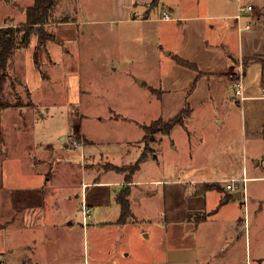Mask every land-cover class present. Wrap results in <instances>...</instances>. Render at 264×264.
I'll list each match as a JSON object with an SVG mask.
<instances>
[{
  "label": "crops",
  "instance_id": "crops-1",
  "mask_svg": "<svg viewBox=\"0 0 264 264\" xmlns=\"http://www.w3.org/2000/svg\"><path fill=\"white\" fill-rule=\"evenodd\" d=\"M152 1L117 0L113 7L114 19H108L112 14L105 4L86 7L77 4L75 9L71 6L74 13L63 6L67 13H73L70 20L54 21V6L51 21L45 28L55 38L37 47L38 35L34 33L28 44L17 48L8 60L9 69L22 73L17 87L25 86L31 98L28 106L35 112L29 115L26 108L0 109V264H224V259L231 260L230 264H243L241 234L232 233L219 239L211 226H225L223 221L213 219L224 203L222 198L225 201L231 197L244 198L245 204L247 182L264 178V99L260 97L264 64L253 58L255 54L264 55V7L241 12V15L251 12L243 30L235 29L241 17H237L239 12L236 17L193 13L175 19L171 17L172 7L162 6L161 17L155 19V30L154 16L150 10L146 12L158 5L149 6ZM142 9L143 15L138 13ZM163 12L170 18H165ZM109 22L139 29L134 49L138 50L139 66L145 64L148 47L155 53V37L163 49H171L166 54L172 60L159 80L164 110L151 121L158 117L164 122L178 116L181 119L168 132L159 133L171 135L174 129L183 130V144L189 145L185 148L189 156L186 162L177 164L178 173L174 176L139 174L148 167L149 155L154 151L153 146L149 152L145 151L142 142L143 126L151 121L131 118L140 131L134 139L125 135L121 142L115 135L98 139L82 129L81 121L87 115L81 108L76 113L79 116L70 118L68 129V132L76 130L83 140L77 146L82 156L79 166L72 161L74 156L70 150L74 149L69 146L62 149L66 147L63 136L68 132L58 135L60 144L43 131L40 137L33 136L32 118L44 121L48 112L42 107L56 103L58 95L68 105L83 103L82 87H86V80L73 72L82 69V61L83 64L85 60L91 61L97 77L117 73L118 59L123 63L120 70L126 71L130 62L121 56L125 53L131 57L128 43L132 42L129 40L132 36L112 34L106 26ZM165 27L170 33L164 31ZM228 28L235 32L226 34L224 30ZM174 55L196 64L197 69L177 63ZM149 57L151 66L157 65V59ZM240 57L248 59L243 70L245 98L241 100L230 91L235 89L238 77L234 72ZM256 63L261 65L258 67L261 76L250 82L247 69ZM136 75L138 83H145L147 78L152 87L155 78L144 73ZM186 89L191 90L186 95L191 99L189 102L183 98ZM43 92L50 95L43 99L37 97ZM172 98L179 99L172 101ZM204 100L209 107L195 109ZM20 111L25 118L31 116V123L26 119L29 126L24 124L25 120L21 121ZM237 111L240 122L233 117ZM106 118L111 122L128 119L111 110L96 120L102 124ZM237 125L243 133L238 134ZM159 138L155 143L161 145L163 138ZM170 141L175 150L173 136ZM248 142H251L250 154ZM98 144H108L110 153L96 149ZM114 151L120 156L132 151L133 157L116 163L110 158ZM141 156L134 171L126 168ZM157 165L162 166L158 162ZM65 174L62 180L70 190L60 199L54 196V187L62 184L59 179ZM233 176L247 178L240 197L225 189L226 180ZM125 189L130 204L126 215L118 197ZM47 190L49 195L45 197ZM214 196L219 200L213 207L208 206ZM67 201L72 208L65 213L58 207ZM83 206L89 211L87 217ZM242 223L246 230V218L239 220L238 224ZM244 239L245 256L252 257L251 239L248 235Z\"/></svg>",
  "mask_w": 264,
  "mask_h": 264
},
{
  "label": "rangeland",
  "instance_id": "rangeland-1",
  "mask_svg": "<svg viewBox=\"0 0 264 264\" xmlns=\"http://www.w3.org/2000/svg\"><path fill=\"white\" fill-rule=\"evenodd\" d=\"M157 1V0H155ZM33 0H0V25L3 27L12 26V28L19 34V37L23 36V32L17 31V28H19V25L23 23V20H25V10L28 4H32ZM117 0H57L56 2V12L54 13L55 18H53L54 21L56 20H64L68 19L70 20L71 15L74 13L72 7L75 9V6L77 4H83L84 7L86 6H93V5H100L105 4L109 7V14H112L108 16V19H114V12L113 7L116 6ZM158 5L154 8L148 9L146 12H149L152 16H154V28H156V20L161 17V10L162 6L169 7L171 6L173 9V13L171 17L178 18V16L185 14V15H192L193 13H200V14H219L224 15L227 17H232L236 14H238V7L239 5H250L254 7L256 10L259 7H264V0H158ZM69 7V12L73 13H67L66 9L63 8V6ZM72 6V7H71ZM143 9L140 10L138 13L143 15ZM252 11V10H251ZM251 12L248 13H242L241 17L239 18L238 24H236L235 29H245V20L247 18L249 19V15ZM75 15V14H74ZM83 17H85V14H82ZM53 16V14H52ZM83 19V18H82ZM176 21V20H175ZM235 23L237 22L234 20ZM106 26H108L111 30V33L115 34H125L129 33L132 38L131 43H128L129 46V54L124 55L125 53H122L123 56H121L124 59H127L130 64L127 66L126 71L120 70L121 65L123 64L122 60L118 59L116 61V67L118 66L117 73L110 74H103L99 77L95 76L92 69H94V65H91V61L85 60L84 64L82 61V69L81 70H75L76 74L82 78V80H86V83L84 81V85L86 87H82V95H83V103L82 104H74V105H68L63 101L62 95L57 96V102L53 103L49 106H43V111L46 108V112H48L47 118L41 122L37 121L39 118L33 119V128L32 133L33 136H39L40 132L43 131L44 135H49L53 139H55V142L57 144H60L61 139L58 138V135H60V132H68L69 125H70V118L75 115L79 116V114H76L83 108L84 111H86L87 117L82 119V129L92 137L95 138H107L106 136L115 135L120 138V142L122 138L125 136H128L130 139L136 138L137 135H139V129L138 125L135 122L131 121V118H134L137 121H151L156 115L162 113V109L164 110L163 101L165 99H161V91L159 80L163 77L165 73L166 67L171 62L172 58L166 54V51H169L171 49L164 47V49L161 47V43L157 41V38L155 37L156 45L153 46V49L155 51L152 52L151 49L148 47V51L145 52V64L144 66H139L137 64L136 56L138 55L136 52L138 50H134L137 48V44L135 41L139 40V29L131 27L129 25H124L122 23H113L109 22L106 23ZM112 26V28L110 27ZM165 32L170 33V30L165 27ZM226 34L234 33L231 29H225L224 30ZM212 35H215V31H212ZM238 33V31H237ZM212 37V36H211ZM210 37V38H211ZM236 38V34L233 36ZM234 38H231V40L234 41ZM149 41V40H147ZM61 45V43H60ZM23 46H17V48H22ZM150 47L151 44H150ZM68 49L72 50L70 46H68ZM149 50L151 52H149ZM156 55V56H155ZM149 56H154L155 59H157V65L151 66L149 62ZM244 57H240L239 63L237 66V71L234 72L236 75L235 77L240 76V70H244L245 65L244 63ZM257 60H264V55L261 54H255L253 57ZM242 62V64H241ZM241 64V68L239 69V66ZM154 65V64H153ZM260 64H252L247 69V80L250 82H253L254 79H259L261 76V72L258 70V67L260 68ZM92 67V69H91ZM15 69V68H14ZM7 76L5 80L3 81V88L0 91V103H3L5 105L4 107L0 109H15V108H26V112L29 113V115L33 112H35V109L31 106H28L31 98L29 96V93L27 92V89L25 86L22 88H18L17 84L19 79L22 78V73H19L20 71L15 69L12 70L11 68L7 69ZM137 73H144L145 76H150L157 79H153V84H151L152 87H149L150 83L148 84L147 78L144 79L146 82L143 84H140L136 80V74ZM244 75V71H243ZM196 84L197 85V80ZM263 85V84H262ZM193 86V88H194ZM243 86H244V78H243ZM153 88V89H152ZM190 89V88H189ZM187 89L185 90V99L186 102L191 101L189 97H186L187 93H190L191 90ZM92 91V93L89 92ZM235 89H231L230 91L233 92ZM245 90V88H244ZM50 94H46V92L38 93L37 97H40L41 99L48 97ZM61 97V99H60ZM60 99V100H59ZM179 98H172V101L178 100ZM205 100L201 105H197L195 109H205L209 106H207L205 103ZM235 106L236 103H234ZM193 106L192 104L190 105ZM211 107L215 108L214 105L211 104ZM111 110L116 111L117 113H122L124 116H126L127 120H118V121H109L107 118L105 120H102V124H99L96 120V117H105L107 114L110 113ZM21 112L22 120L24 121V124L26 126H29L28 121L30 120L29 117L28 121L23 116L24 112ZM84 113V112H83ZM34 114V113H33ZM129 115V117H128ZM28 116V115H27ZM236 121L240 122L239 113L237 111V116L233 115ZM151 122L148 124H145L144 126H149V130L144 133V137L142 138L143 145L145 146L143 149L147 152H149V149L151 146H153L154 151L158 152H152V155H149V164L151 163H160V165H154V164H147L148 167H144L142 171H138L140 176H164V178H168L171 176L176 175L178 173L177 170V164L179 162L184 163L186 162L188 154V150L185 148H188V143H184V134L183 130L181 132L177 129H174L171 135H160L159 128L161 126L159 125H151ZM31 123V120H30ZM151 125V126H150ZM162 125V124H161ZM237 132L238 134L243 133L240 127L237 125ZM78 133L75 131L70 130L68 134L63 136L62 142L66 144V147L63 146L62 149H67L69 147L73 148L74 150H70L73 153V163L77 164L79 166V163L82 160V156L79 153V150L76 144H74L75 140L77 142H83L81 139L82 137H78ZM174 138L177 147L174 150L171 145L170 138ZM159 138L162 139V144L159 145L155 143ZM108 144H98V146H95L96 149H99L101 152H109V147H107ZM69 146V147H68ZM114 147V145H112ZM251 142H248V152L250 154L251 150ZM113 150V149H111ZM151 150V149H150ZM161 153V155H160ZM199 151H197L196 155L198 156ZM111 155V154H110ZM133 157L132 151L130 153H122L121 156L117 151H114V154L110 156L111 160L116 163H121L123 160L131 159ZM51 161V160H49ZM249 162V159H248ZM251 162V161H250ZM249 162V163H250ZM131 165H126L127 168H131ZM182 165V164H181ZM250 166V164H248ZM183 166V165H182ZM256 171L255 173H258ZM163 172V174H162ZM264 172V171H263ZM249 176H254L253 174L249 173ZM66 178V174L62 176V178L59 179V183H62L61 185H55L54 190L57 192H54L55 197H59L62 199L63 196L67 195L70 188L65 181L62 179ZM57 182V181H55ZM55 184V183H54ZM246 203L244 204V198L241 200H236L231 197L229 201H225L224 198L221 199V202L223 205L219 206L214 216L218 220H221L225 223L224 227L220 226H211V231H213V234L217 236L219 239H222L225 235L229 236L232 233L241 234V239L244 240V249H243V264H264V178L259 179H250L247 182L246 186ZM49 195V190L46 191L45 197ZM212 194H210L211 196ZM219 200L217 196H214V201L211 203V200L208 204V206H214L216 201ZM218 204V203H217ZM59 209H62V212L67 213L70 208H72V205L69 201L67 203H63L58 207ZM245 219L247 221V228L245 230L244 225L238 224L240 219ZM243 226V227H242ZM246 235L249 236L251 239V254L252 257H246L245 256V246H246V240L244 239ZM214 236V237H215ZM260 256V257H259ZM231 260H223V263L230 264Z\"/></svg>",
  "mask_w": 264,
  "mask_h": 264
},
{
  "label": "trees",
  "instance_id": "trees-1",
  "mask_svg": "<svg viewBox=\"0 0 264 264\" xmlns=\"http://www.w3.org/2000/svg\"><path fill=\"white\" fill-rule=\"evenodd\" d=\"M56 0H33V3L28 5L25 10V17L26 20L24 23L19 25V28H17V31L23 32V36L19 37V34L15 32V30L12 28V26L3 27L0 26V91L3 88V81L5 80L7 76V69H8V60L11 58L15 50L17 49V46H23L25 47L30 39V36L32 34L38 35L37 39V47H40L42 44H44L48 39H54V34L50 33L46 30L45 24L49 23L51 21V13L52 10L56 4ZM158 0H153L151 3H149V6H155L157 4ZM59 21H68V19H62ZM37 50V49H36ZM36 56V55H35ZM34 56V57H35ZM173 58L177 63H180L182 65H185L187 67H190L191 69H197L196 64L192 63L191 61L182 58L181 56L174 55ZM244 59V58H243ZM248 59H244V65L246 64ZM262 64H264V60H260ZM3 103H0V108L4 107ZM181 119L178 117H175L171 120H168L166 122L163 121L160 117L154 119V121L151 123V125H159L161 128L156 131H160L163 133L168 132L175 124L179 123ZM162 124V125H161ZM150 125V126H151ZM145 132L148 131L150 128L149 126H143ZM142 159L139 158L137 162L133 165H131L130 170L134 171L137 168L138 162ZM127 168V167H126ZM213 185V184H212ZM219 186L218 183H214V186ZM211 186V185H210ZM119 202L122 207V212L124 215L126 213L128 214L129 209V199L127 197V190H123L122 193L118 195ZM124 218V217H123Z\"/></svg>",
  "mask_w": 264,
  "mask_h": 264
},
{
  "label": "built area",
  "instance_id": "built-area-1",
  "mask_svg": "<svg viewBox=\"0 0 264 264\" xmlns=\"http://www.w3.org/2000/svg\"><path fill=\"white\" fill-rule=\"evenodd\" d=\"M252 9V6L250 5H239L238 10H239V14H238V18L241 15V12L243 11H250ZM164 13V17L165 18H170V15L168 13ZM242 64V62H241ZM241 64L239 66V69L241 68ZM240 76H238L237 80L234 83V87H235V95L238 97L239 100L245 98V94H244V88L245 86H243V71L242 69L240 70ZM261 94L260 97L262 99H264V85H261ZM74 144H76L77 146H79L81 144V142H77L75 140ZM247 180V178L244 176H233L230 177L228 180H226L225 182V189L226 190H230L233 192H242L245 189V181ZM83 213H84V217H87L89 215V211L87 209L86 206H83Z\"/></svg>",
  "mask_w": 264,
  "mask_h": 264
},
{
  "label": "water",
  "instance_id": "water-1",
  "mask_svg": "<svg viewBox=\"0 0 264 264\" xmlns=\"http://www.w3.org/2000/svg\"><path fill=\"white\" fill-rule=\"evenodd\" d=\"M242 194L240 192H234V197H240Z\"/></svg>",
  "mask_w": 264,
  "mask_h": 264
},
{
  "label": "bare ground",
  "instance_id": "bare-ground-1",
  "mask_svg": "<svg viewBox=\"0 0 264 264\" xmlns=\"http://www.w3.org/2000/svg\"><path fill=\"white\" fill-rule=\"evenodd\" d=\"M254 11V10H253Z\"/></svg>",
  "mask_w": 264,
  "mask_h": 264
}]
</instances>
